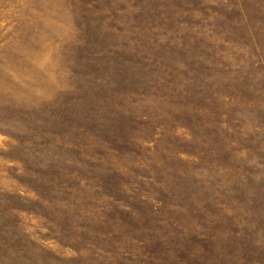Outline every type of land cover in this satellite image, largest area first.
<instances>
[{
  "label": "rangeland",
  "instance_id": "obj_1",
  "mask_svg": "<svg viewBox=\"0 0 264 264\" xmlns=\"http://www.w3.org/2000/svg\"><path fill=\"white\" fill-rule=\"evenodd\" d=\"M0 264H264V0H0Z\"/></svg>",
  "mask_w": 264,
  "mask_h": 264
}]
</instances>
